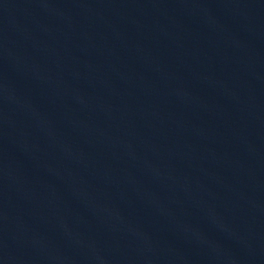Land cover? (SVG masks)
I'll list each match as a JSON object with an SVG mask.
<instances>
[{
    "label": "water",
    "instance_id": "95a60500",
    "mask_svg": "<svg viewBox=\"0 0 264 264\" xmlns=\"http://www.w3.org/2000/svg\"><path fill=\"white\" fill-rule=\"evenodd\" d=\"M0 264H264V0H0Z\"/></svg>",
    "mask_w": 264,
    "mask_h": 264
}]
</instances>
